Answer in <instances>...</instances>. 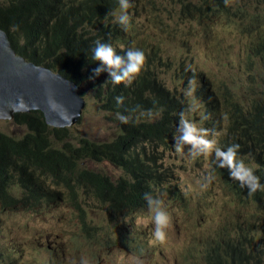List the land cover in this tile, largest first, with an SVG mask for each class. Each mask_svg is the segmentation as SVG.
<instances>
[{"label":"trees","instance_id":"1","mask_svg":"<svg viewBox=\"0 0 264 264\" xmlns=\"http://www.w3.org/2000/svg\"><path fill=\"white\" fill-rule=\"evenodd\" d=\"M11 1V3L8 2L9 5L7 6H0V29L6 33L14 52L26 61L48 68L75 84H81V81L92 78L97 86L102 87L98 88L97 95L101 100V108L114 115L119 113L128 118V123L120 121V126L127 137L138 145L144 161L139 159V161H136L127 149L122 150L117 158L118 155L113 151L112 145L99 146L87 140H80L77 150L67 149L65 154L63 153L65 148H69L70 144L72 146V142L67 139L66 130L47 128L43 115L38 111L18 114L13 118V124L25 127L28 136L25 135L23 141L26 143L31 140L39 150V157L31 156V163L39 162L41 167L45 169L57 165L61 167V177L55 181V184L60 185L63 183V185L56 186L48 192L46 190L42 191L46 188L45 185L24 184L30 177V172L20 171L12 175L11 169L22 165L24 163L23 159L29 156H4L7 150L5 146L2 150L0 149V201H5L8 195L13 192L32 201L42 199V203L36 202L34 204L43 207L51 202L58 201V198L65 199L69 197V201L72 202L74 196L77 195L75 188L82 190L87 188L88 192L92 193L97 199L108 203L110 209L122 211L125 205L132 207L139 199L146 203L144 200V193L146 192H151L155 197V189L149 183L152 170L155 173L154 175H157L154 177L156 181L160 178L166 183L167 179L164 176L165 174L159 172L156 160L153 168L149 166L148 163L153 156L145 146L152 148L156 142L161 141L162 135L168 133L177 115L182 110L180 100L176 99L171 93L173 89H167L159 80V67H163L159 57L160 49L158 50L152 44L149 47H138L137 49L142 50L146 57V63L141 74L131 85L124 87L119 84L116 87H111L107 82L102 83L101 78L94 77L93 71L98 67V64L92 59V50L97 41L102 43H105V41L112 42L111 46L114 49L116 45H123L122 49H124L126 43L130 42L129 37L122 34L123 30L118 24H111V15L107 13L111 10V13L118 10L119 0ZM145 2L148 3V6L156 4L149 0H141L135 12ZM203 3L205 5L200 6L209 7L215 4L216 7L223 8L227 5L226 0H203ZM38 5L43 23H38L37 27H33V29L37 28L36 34L43 38L46 43L45 49L42 50L28 36L23 41H19V33L29 30V17ZM135 27V25L130 24L126 33H129L130 36L131 33L135 32ZM115 50L117 54L122 55L123 50ZM252 53L263 59L264 44L257 46ZM253 58L250 57V61L254 60ZM191 69V67H181L174 71L175 74L179 75L177 81L178 83L182 82V86L187 87L195 82L193 78L198 72L191 71ZM200 82L202 87H200V90L197 89L196 92L199 91V94L204 96L205 93H208L206 100L213 108L222 112L223 118L215 124L216 127L222 133H225L232 126L237 129L235 124L239 120L243 123L241 127L245 128L244 131H249L241 136L245 147L248 143L249 155L264 157V146L259 147L252 143L260 139L264 144V88H260L256 84H250L253 96L245 100L242 96L221 92L218 89H210L209 82L203 76L200 77ZM117 97H122V102L118 103ZM138 113H142V117L138 118ZM151 114H158L159 116L155 122L148 123L146 118ZM51 135L60 139V141H65L61 143L62 151L54 149L56 144L52 143L53 141L49 142ZM7 140L8 138L5 139L0 136V145ZM117 141L121 143L120 139ZM41 153L42 156H40ZM99 156L106 157L111 162L113 161L115 166H119L123 170L124 178L122 179H124L125 187L109 194L105 192L97 175L89 173L85 178H75L79 177L75 170L77 160L84 157L85 160L94 159L99 161ZM18 160L23 162L18 163ZM213 171L216 178L225 185L231 196L239 198L243 195L240 193L239 181L230 178L227 168L218 167L216 162L213 165ZM246 196L249 200L256 201L253 194L249 195L248 193ZM256 206L257 208L264 207L262 203ZM113 215L115 218V213ZM263 223L264 219L255 217L251 229L248 226L238 225L237 229L224 230L216 239L221 248L210 246L212 252L208 254L206 246L203 249L204 257L210 264L212 261L215 264H241L243 257L254 251V246L252 243L249 244L247 235H251L256 244L261 235L255 237V228ZM93 234L94 232L87 227L84 238H90ZM71 242L75 244L77 249L82 245L79 238ZM10 253L8 251L5 255L0 253V263L5 261V264H14V258ZM223 259L224 262L221 261Z\"/></svg>","mask_w":264,"mask_h":264},{"label":"rangeland","instance_id":"2","mask_svg":"<svg viewBox=\"0 0 264 264\" xmlns=\"http://www.w3.org/2000/svg\"><path fill=\"white\" fill-rule=\"evenodd\" d=\"M7 1L0 0V5L7 3ZM226 2L230 12L223 13L224 17L214 15L217 20L211 15L204 17L206 23L200 22L198 18L189 13L192 4L205 5L203 0H157L156 4L149 6L145 2L141 4L137 12L133 10V2L130 1L131 7L128 9V14L131 17L130 24L136 26L135 32L131 33L128 39L135 43V49L149 47L151 44L158 50L160 49L159 57L163 67H159V78L161 77V80L164 81L167 89H173L174 97L183 96L188 117L200 125L199 130L197 129L198 132H202L209 140L214 139L215 147L217 143H220L224 133L218 127L211 126L205 121L202 122V119L210 118V116L198 114V111H203L202 106H198V100L205 106L204 99L208 93L202 97L199 91L195 93L191 91V95H189L190 90H186V86H182V82L178 83L177 77L179 75L175 74L174 71L181 67H191V71L198 72L193 78L195 82L187 88L200 90V86H202L200 77L203 76L209 82L210 89H218L221 92L242 96L245 100L253 96V91L250 89V77L255 80L256 86L264 88V60L250 61L249 57L241 55L246 51L244 49L239 51L238 46H235L233 41V36H237L243 42L247 40L246 36L251 37L249 29L242 33L239 31L241 28L239 24L245 13L240 14L235 10L238 8L241 12H252L262 16L264 15L261 11L264 8V0H226ZM200 7L204 8L205 6ZM212 7L215 8L216 5ZM118 11L119 9L115 13ZM111 21L115 23V21ZM106 78H109L107 72ZM81 91L85 100V108L79 122L67 129L68 139L72 143L76 142L78 146V141L82 139L105 143L116 138L120 120L117 119L116 115H111L102 110L96 99L98 90L95 81L86 82L81 86ZM0 133L18 139L25 133V130L11 122L0 121ZM50 140L57 145V148L58 146L62 147L61 143H64L59 141L60 139L50 138ZM189 151L186 145L180 151H177L176 147L173 146L171 151L163 152L164 161H161L160 165L163 173L174 177L181 192L186 195V198H189L191 206L189 210L183 211L178 201H176L177 205L174 203L167 205L171 209L168 214L171 218L170 227L173 228L172 235L175 237V243L184 238L192 239L196 233L200 239L197 238L195 245L190 244L188 246H193V253H199L206 246H214L219 234H222L224 230L231 231L236 229L238 225H252L255 217H262L264 209L257 208L256 205L263 204L264 200L251 201L246 195L240 196L238 199H231L226 187L220 184L212 170L216 163L215 153L212 152L211 156L199 155L194 158ZM80 169L99 174L106 173L111 177L118 175L117 170L105 165L104 162L85 161ZM209 176L212 177L211 181L206 179ZM166 201L169 203L172 198ZM57 206L58 204L54 205V208ZM45 209L51 211L49 205L45 206ZM58 209L60 210L58 214L63 219V223H67L69 216L61 211H68V207L59 203ZM6 212H12V210L4 209L1 211L0 209V215L4 217L3 221L6 223L5 227L15 225L17 219H20V213ZM197 217L200 218L199 222ZM56 220V227L65 228L59 223L58 218ZM136 221L143 227L149 220L136 218ZM95 223L106 226L108 223L107 215L97 214ZM196 223L198 228H196ZM263 224H259L255 228V237L261 235L256 244L254 241L255 246L264 240ZM13 227L11 226L9 229L3 227L4 234H11ZM187 229L192 230L191 236L187 235ZM182 230L185 236L179 237ZM115 232L116 228L113 230V233ZM261 232L263 233L261 234ZM208 236L209 238H207ZM46 241L51 242L52 240ZM69 243L67 242L59 252L57 258L60 264H72V261L78 258L86 259L88 264H92L90 262L91 254H98L96 249H91L87 243H84L87 251L79 254L68 247ZM150 243L162 247L166 246L168 241L160 244L150 239ZM3 244L4 240L1 238L0 246ZM51 246L50 244L49 247ZM154 253V251L151 252L148 258H152ZM158 255L160 254L158 253ZM183 256V248L179 251L174 250L169 254L166 264H187V262L182 261ZM134 263L135 260L125 259L124 255L117 256L113 260V264Z\"/></svg>","mask_w":264,"mask_h":264},{"label":"bare ground","instance_id":"3","mask_svg":"<svg viewBox=\"0 0 264 264\" xmlns=\"http://www.w3.org/2000/svg\"><path fill=\"white\" fill-rule=\"evenodd\" d=\"M130 1L133 2V10L135 11L136 8L139 6L141 0H129V3ZM149 1L156 3L157 0H149ZM8 2L11 3L12 1L8 0L7 3L3 5L5 6L9 5ZM212 6L201 8L198 6L197 3H195L192 4V8L189 11V13L194 14V16L198 18L200 22L206 23L207 21H205L204 17L211 15L215 20H217L214 15H217V17H224L223 13L230 12L228 5L224 6L223 8L222 7L214 8ZM235 11L237 13L240 12V14L245 13V16L241 18V22L245 20L246 21L239 29V31L242 32L243 30H247L249 28V22H247V20L249 19L254 21L255 25L257 23L261 28L264 29V15L261 16L259 14L252 12H244V11L241 12V10L238 8ZM261 11L264 13V8L261 9ZM195 13H197V15H195ZM38 23H43V18L39 14V5L35 10L32 11L29 17L28 20V24L30 27L29 30L26 32L21 31L19 33L20 35L19 41H23L24 38L28 36V38L32 39V42H34V44L38 46L40 50H42L43 48L45 49L46 43L43 38H41L36 34L37 28L33 29V27H37ZM111 24L114 25L116 23H113L111 21ZM246 37L247 40L245 41V44L248 48L244 49V51L252 52L257 47L254 46V42H256V37L255 36L253 37V35L252 37L250 36L249 37L246 36ZM0 43L3 46L2 48H0V50L5 48L8 52H10V60L7 65H13V70L11 68L5 70L2 75V79H0V86L4 88L3 98H1L3 100V103H2V111L0 112V121H8L13 124L12 120L15 115L27 114L31 111H36L35 108L32 109V105H30L29 103L31 101L36 100L34 91L36 89H39L42 90L41 91L42 93L39 97V99L42 102H46L48 104L58 107V111L56 113L48 114L47 116L44 115L45 113L42 110L40 109L37 110L43 115V120L45 121L44 123L46 124L47 128L66 130V136H68L67 129L75 126L79 122L82 116V112L85 108V100L83 98L81 86H83L88 81H93V79L88 78L86 80L81 81L82 82L81 84H75L72 81L64 78L63 76L49 70L48 71L49 77L44 82L31 83L30 81L27 80V78H25V75L26 74L37 75V72L40 69H43V67L37 66L33 62L26 61L23 57L17 55L14 52V50L11 48L7 35L2 29H0ZM263 60L264 58L261 59V61ZM4 75H5V79L8 80V84L3 83ZM250 79H251L250 84H256L255 80L252 77H250ZM74 86H76V91H78L79 94L77 102L67 103V100L69 99L67 97L68 95L67 92L71 91V89ZM98 88H102V87L97 86V90ZM185 89L190 90V88L187 87ZM197 89L198 88L191 90L193 93H195ZM63 94L64 96H62ZM201 96L203 97L204 95ZM19 98L23 99V106H21V104L18 103ZM96 99L101 106L100 98L97 97ZM81 102H83V104ZM60 103H67V104L66 106L62 107ZM204 104L205 106L202 105L198 100V106H202L203 108V111H198V114L202 116L206 115L207 117L210 116V118L202 119V122L205 121L211 126L212 125L216 126L215 124L221 121L223 118L222 112L218 109L213 108L209 103V101L206 99H204ZM76 106H78L79 109H77ZM69 113H70V117H67ZM108 113L114 115L111 112ZM57 120H59V122L55 123V121ZM17 127L24 128L25 130V133L18 139L13 138L11 135H4L3 133H0V136H3L5 139L8 138L7 141L3 142L0 145L1 150L5 146L7 147L6 154L4 156H29L28 158L23 159L24 163L22 165L12 168L11 174L13 175L20 171H29L30 177L24 182V184L45 185L46 188H44L42 191L46 190L50 192L51 190H53L54 187L62 186L63 183H61L60 185L55 184V181L61 177V173H60L62 171L61 167L57 165L56 167L45 169L41 167V164L39 162L31 163V156L39 157L38 147L36 144L31 142V140L25 143L23 141V138L25 135L28 136L27 130L23 126H17ZM117 129H118L117 137L113 138L110 141H106L105 143L91 142L88 140L87 141L93 144H97L99 146L112 145L113 151L115 152V154L118 155L117 158L120 156L122 150L127 149L131 154V156L135 158L136 161L138 159L142 161L143 157L139 150L138 145L133 140L128 138L127 135L124 133L123 128L120 126V121L117 126ZM59 136L61 137L60 134ZM50 138H54L57 140L55 136L53 137L51 136ZM119 139L121 143H118L117 140ZM49 142H51V140ZM54 149L62 151V147L58 146L57 148V145L56 148ZM40 156H42V153ZM99 158H100L99 161H96L94 159L85 160V161H95L97 163L104 162L105 165L110 166L115 170H117L118 175L116 177H111L106 173L99 174L94 172H87L83 169H78L76 171V174H78L79 177H75V178H85L89 173L93 175H97L100 178L102 187L104 188L105 192L109 194L114 193L117 190L125 187L123 183L124 179H122L124 178L123 170L119 166H115L113 161L111 162L106 157L99 156ZM155 160L157 161V166H159V172L164 175L165 173H163V170H161V165H160L161 161H159L158 159L151 158V160L148 163L149 166L153 168ZM23 161L18 160L17 162L22 163ZM154 174L155 173L152 170V175H150L149 183L155 189L156 192L155 197L162 199L166 194V192L168 190H171L172 193L179 198L181 204L183 205L182 208L183 211H187L191 208L189 198L188 197L186 198V195H184L181 192L173 176L165 174L164 176L167 179L165 183L160 178L158 181H156L154 177L157 175ZM220 184L225 187L223 183L220 182ZM48 186H50L51 188L49 189ZM74 190L77 193V195L74 196V201L72 202L69 201V197L65 199L58 198V201L59 203H63L68 207V211H61V212L71 217L78 229V238L82 241V245L79 247L80 253L87 251L85 250V244H84L87 243L88 247H90L91 249H96L100 254H102V257L104 261L107 262V264H113L114 258L121 255H124L125 259L135 260L134 264H137V261H143V264H166L168 256L171 252L167 253L163 247L157 246L155 243L151 244L150 240L148 239L147 234L152 224L153 214L150 212L148 205L146 203H144L142 200L139 199L136 204L132 205V207L129 205H125L122 211H117L110 209L108 203H104L99 199H97L92 193L88 192L87 188H84V190L75 188ZM67 193L69 194V192ZM228 194L230 195L229 191ZM232 198L235 197L231 196V199ZM32 202L42 203V199L32 201L31 199H25L21 195H18L8 205L6 210H12V212H6V213H20L19 215L20 223L13 227L11 233L15 231L25 230L28 229L29 227L37 228L43 223V218L41 214L39 213L28 214V209ZM3 203L4 201H0V205H2ZM234 204H236V202ZM58 206L54 208L55 213H58L60 211L58 209ZM99 213L107 215L108 223L106 224V226L96 225L95 217ZM114 213H115V218L113 215ZM136 218L145 219L149 221L143 227H141L137 223ZM250 226L252 227L253 223ZM250 226L248 225V228ZM87 227H89L90 231H93L94 234L92 237L85 239L84 233ZM243 227H247V226L245 225ZM115 228H116V232L113 233V230ZM0 232L4 234V230L2 226H0ZM196 238L199 237L196 236ZM2 239L5 242V238ZM46 240L47 239H42V241H46ZM48 240H52L49 243L56 242V240L52 238H49ZM12 243H16V241L12 240ZM149 246H157L158 248L164 249L165 250V252H163L164 255H153L152 258H146L142 254V249ZM165 247L170 248L171 244L168 243ZM7 251L8 253H10L11 251L13 253L16 251V248L13 246L11 248L7 247L4 244L3 246H0L1 255H5ZM198 258L200 259L199 261H193V262L204 263L205 261L204 264H210L203 254L199 255ZM75 261L76 264H78V261L77 260Z\"/></svg>","mask_w":264,"mask_h":264},{"label":"clouds","instance_id":"4","mask_svg":"<svg viewBox=\"0 0 264 264\" xmlns=\"http://www.w3.org/2000/svg\"><path fill=\"white\" fill-rule=\"evenodd\" d=\"M130 7L131 4L129 3V0H119L118 14L115 12L111 13L112 10L108 12V14L111 15V20L115 21V23L118 24L123 30L122 34L128 37L129 33H126V31L130 26L131 17L128 14V9ZM193 15L194 14H191V16ZM195 15H197V13H195ZM245 21L241 22L239 25L242 27ZM247 22H249L248 29L250 31L251 37L252 35L253 37H256L254 46L264 44V29L261 28L257 23L255 25L254 21L250 19L247 20ZM239 40L240 39L237 36H233L234 45L238 46L237 49L239 51L248 48L245 42L242 40L238 42ZM111 43L112 42L107 41H105V43L99 41L96 42V45L92 50V59L96 61L98 67L94 69L93 75L96 78H101L102 83L107 82L111 87H116V85L119 84H122L124 87L131 85L141 74L144 68L146 63L145 54L142 50L135 49V43L131 41L126 43L124 49H122L123 45L115 46V49L123 50L121 52L122 55H119L111 46ZM241 55L254 57V61H256L257 58L260 59L251 51H246L241 53ZM106 72L109 75L108 79L106 78ZM159 80L164 86H166L164 81L161 80V77ZM191 91L192 90L190 89L188 92L189 95H191ZM171 93H173V91H171ZM175 98L180 100L182 104V110L177 115V118L172 124L171 129L168 131V133L163 134L161 141L156 142L155 146L152 148L147 145L145 146L153 156L152 159L164 161L163 152L171 151L173 146L176 147L177 151H180L182 150L183 146L186 145V148L190 150L189 152H191L194 158L199 155L211 156L212 152H214L217 166L220 168H227L229 170L230 178L239 181L238 186L241 194H253V197H255L254 199L256 201H260L261 199L264 200V157L249 155L250 153L248 152V143H246L245 147L241 140V136H243L244 133L249 132L244 131L245 128L241 127L243 126V123L238 120L235 124L237 129H235L233 126L227 129L220 143H217V146L215 147L214 143L216 142L214 139L209 140L206 138V135L202 134V132H198L197 129L199 130L200 125L193 121L191 117H188L185 110L183 96L179 95ZM117 102H122V97H117ZM18 103L23 106V99L19 98ZM158 116V114H151L148 116V118H146V122L153 123L156 121ZM137 117H142V113H138ZM117 119H119L122 123H128V118L119 113L117 114ZM252 143L259 147L264 146L260 139L253 141ZM71 148L73 150H77L78 147L76 142H74L72 146L70 144L69 148H65L63 153L66 154L67 149ZM84 162V157L77 160L75 164V170L77 171L80 169L84 165ZM206 179L211 181L212 177L209 176L206 177ZM48 188L50 189L51 187L48 186ZM170 191L171 190H168L166 192L163 200L154 197L151 192L144 193V200L147 203L150 212L153 214L152 224L147 234L148 239L160 244H164L166 241H168V243L171 244L170 248L162 246L167 253L173 252L174 250L179 251L183 248L184 256L182 261L187 262V264H204L205 261L204 263L193 262L200 260L198 257L199 255L203 254V250L199 253H193V246H188L190 244L195 245L197 240L196 233H194L192 239L184 238L183 240H178V242L175 243V237L172 235L173 228L170 227L171 218L168 214L171 209H169V206L167 205L170 203L176 204V201H178L181 209L183 208V205L181 204L179 198L173 194L172 191ZM18 195L19 194L11 192L4 203L0 205L1 211L4 209L6 210L8 205ZM169 198H172V201L167 203L166 200ZM57 204H59V201L51 202L49 204V209L51 211L45 209V206L42 207L34 203L30 204L28 214L39 213L43 218V223L37 228L29 227L25 230L12 232L9 235H5L0 232V239L5 238V246L10 248L12 246L18 247L15 252L10 253V255L14 258V264H60L57 257L60 250L67 242H70L69 244H71L70 246L68 244L69 248H71L75 253L79 252V249H77L75 244L71 242L72 240L78 238V229L71 217H68L67 223H63L61 216L54 212V205ZM258 217L264 219V215L262 217ZM3 218L4 217L0 215V226L6 229H9L11 226H16L20 223L19 219H17L15 225H8L5 227L6 223L3 221ZM57 218L59 219V223L65 228L56 227ZM197 220L199 222L200 218L197 217ZM197 223L196 228H198ZM250 225L251 224H249V226ZM186 231L188 236H191L193 233L190 229H187ZM262 231L264 232V227H262ZM180 234L181 236L179 237L185 236V234H183V230ZM49 238L56 240V242L49 243L48 241H42V239L48 240ZM247 239L249 244H253L254 251L249 255H245L241 264H264V240L259 245L255 246L253 237L251 235H247ZM12 240H15L16 243H12ZM50 244L52 245L51 247H49ZM214 247L221 248L220 244L217 242H215ZM152 249L155 252L152 254V256L158 255V253L160 255H164V249L158 248L157 246H149L142 249L143 256L148 258V256L151 255V252H153ZM207 250L208 254L212 252L210 247H207ZM259 255L262 257L260 258ZM76 260L78 261V264H88L86 259L81 260L78 258ZM221 261L224 262V259ZM90 262L92 264H107V262L104 261L102 254L99 252L98 254H91ZM0 264H5V261ZM72 264H76V261H72ZM137 264H143V261H137ZM211 264L215 263L212 261Z\"/></svg>","mask_w":264,"mask_h":264},{"label":"water","instance_id":"5","mask_svg":"<svg viewBox=\"0 0 264 264\" xmlns=\"http://www.w3.org/2000/svg\"><path fill=\"white\" fill-rule=\"evenodd\" d=\"M108 13V12H107ZM3 46L0 43V48H2ZM10 60V52H8L5 48L0 50V79H2V75L4 73L5 70H8V68H11L13 70V65H7L8 62ZM49 69L43 67V69H40L37 72V75H33V74H26L25 78H27L28 81H30L31 83L33 82H44L48 77ZM30 73V72H28ZM7 74V73H6ZM5 74V75H6ZM5 75H4V81L3 83L8 84V80L5 79ZM38 78V79H37ZM42 90L36 89L34 91V95L36 97V100L31 101L29 104L32 105V109H36V111L38 109L42 110L45 114L44 115H48V114H54L58 111V107L48 104L46 102H42L39 97L41 95ZM3 94H4V88L2 86H0V112L2 111V103L3 100L1 98H3ZM67 97L69 98L67 100V103H72V102H77V99L79 97L78 91H76V86H74L71 91L67 92ZM64 96V94L62 95ZM61 96V97H62ZM66 96V95H65ZM71 96V97H70ZM67 103H60L62 105V107L66 106ZM83 104V102H81ZM77 109H79L78 106H76ZM67 117H70V113L67 115ZM59 122V120L55 121Z\"/></svg>","mask_w":264,"mask_h":264}]
</instances>
